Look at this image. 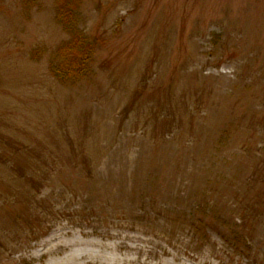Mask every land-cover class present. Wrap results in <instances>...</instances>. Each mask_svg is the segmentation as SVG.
<instances>
[{"label":"rangeland","instance_id":"rangeland-1","mask_svg":"<svg viewBox=\"0 0 264 264\" xmlns=\"http://www.w3.org/2000/svg\"><path fill=\"white\" fill-rule=\"evenodd\" d=\"M57 3L0 0V264H264V0H80L69 84ZM214 178L252 250L184 217Z\"/></svg>","mask_w":264,"mask_h":264},{"label":"trees","instance_id":"trees-1","mask_svg":"<svg viewBox=\"0 0 264 264\" xmlns=\"http://www.w3.org/2000/svg\"><path fill=\"white\" fill-rule=\"evenodd\" d=\"M57 5V20L64 25L63 28L66 30V33L71 36V39L59 48L57 57L59 61L52 66L51 71L52 74L64 84L82 83L89 79L93 73L91 63L97 55V50L77 24L79 19L78 13L80 11V0H59ZM214 146L215 144L212 145L210 151L207 148L205 149V156H207L208 159L210 158L212 160L216 154L215 150L217 146L215 148ZM77 163L81 167L82 162ZM74 166L76 165H73V168H77V166ZM88 168H90L91 172L90 165ZM214 180L215 182L211 183L208 187H215V189L212 190L214 192L207 193L206 196L208 197L211 195V197H209L210 199H206L205 202L194 205L192 208L188 209L186 213H184V217H188V221L196 230L197 235L203 233L202 235L208 237V234L215 232L221 238L227 240L228 243L231 242L232 247L238 245L237 248L239 246H244V248L246 247L252 250V247L248 244L250 240L254 239L252 230L244 229L243 226H241L242 224L231 215L232 205H220L221 202L218 201L217 190L224 180L219 181L217 178H214ZM259 183L260 184L256 187L257 190L252 192V196L253 200H257L259 205H262V200H264L262 199L264 196V177ZM149 186L154 188L151 183ZM247 194L245 192L246 196H248ZM252 206L253 205H245L244 207V205H241V214L244 215L248 209H256L255 211L259 209ZM262 210L260 214L264 213V209Z\"/></svg>","mask_w":264,"mask_h":264}]
</instances>
